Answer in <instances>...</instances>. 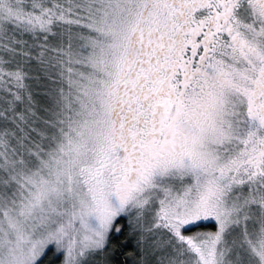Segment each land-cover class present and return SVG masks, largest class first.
Returning <instances> with one entry per match:
<instances>
[{
  "label": "snow or ice",
  "instance_id": "6c2138e0",
  "mask_svg": "<svg viewBox=\"0 0 264 264\" xmlns=\"http://www.w3.org/2000/svg\"><path fill=\"white\" fill-rule=\"evenodd\" d=\"M0 264H264V0H0Z\"/></svg>",
  "mask_w": 264,
  "mask_h": 264
}]
</instances>
